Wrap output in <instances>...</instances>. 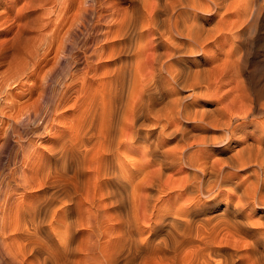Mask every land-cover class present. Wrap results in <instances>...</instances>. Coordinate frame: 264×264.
Returning <instances> with one entry per match:
<instances>
[{"label":"bare ground","instance_id":"bare-ground-1","mask_svg":"<svg viewBox=\"0 0 264 264\" xmlns=\"http://www.w3.org/2000/svg\"><path fill=\"white\" fill-rule=\"evenodd\" d=\"M127 1L121 19L109 26L107 44L101 49L96 43L86 56L95 72L89 100L94 103L88 117H75L79 123L72 135L74 145L94 141L93 149L83 143L90 154L102 148L99 161L106 156L104 168L93 176L95 194L72 196L76 177L63 165L62 171L54 167L57 156L65 155H58L62 143L58 147L56 140L40 154L41 163L23 170L25 181L36 174L40 189L33 202L21 203L23 217L11 222L14 231L2 238L7 259L16 264H264V121L254 117L264 114V101L244 85L235 52L241 28L258 12L257 0ZM68 31L74 32V24ZM67 47L63 39L61 56L44 72L40 92L41 98H56V109L70 100L66 87L47 93L57 65L70 61ZM71 55L65 79L75 76ZM38 101L26 106L31 118L42 114ZM214 146L222 155L231 149L229 156L211 159ZM81 154L83 161L88 155ZM28 158L36 160L35 154ZM114 181L120 186L111 188ZM65 208L79 213L64 219ZM253 208L261 221L253 219Z\"/></svg>","mask_w":264,"mask_h":264},{"label":"rangeland","instance_id":"rangeland-1","mask_svg":"<svg viewBox=\"0 0 264 264\" xmlns=\"http://www.w3.org/2000/svg\"><path fill=\"white\" fill-rule=\"evenodd\" d=\"M257 2V7L259 8H255L254 13H256V11L258 12L255 14V17L253 13L250 14L251 17L249 16V19H253L251 21L248 20V22L246 23L247 25L245 24L246 26H243L244 31L242 30L243 28H241L242 33L240 30L238 34V37L240 38H238L236 42V46L238 49H236L235 52L240 54H238L237 56L240 57L239 67L241 68L239 69L242 73L241 79L245 80L243 82L245 83L244 85H246L248 91L251 92L252 95L256 96V100L258 102H263L264 0H257ZM129 5L130 2L127 0H0V216H2L0 217V222H2V219L4 217L6 218H4L5 222H2V226L0 225V228L3 227V224L6 222H8L7 224H9L10 220H12L10 221V225L11 222L13 224L14 222L16 223L18 221V216V219L21 220V217H23V207H21V203L28 204V202L30 203V201L33 202L32 200H34V197H36V195L39 193L40 188L38 187H40V183H38L37 177H34L36 174L33 172L34 176L33 174H31L29 179H26L25 181L23 170L30 168V166L38 164V162L41 163V155L46 149L52 147V144L56 145L57 143L59 147L62 143L59 147L60 149L58 148V155L65 154V158L64 156H62L65 161L61 158V156H57L56 162H54V167L60 169L61 171L65 167L66 169L64 168V170H67L66 173L68 174V176L76 177L73 180V186L75 187L76 191L73 186L70 190L72 196L75 198L77 197L78 199V196L89 198L95 194L94 184L96 183L95 179L98 176L97 171H100L99 169L102 170L104 168L103 160L106 156L103 158V160L101 158L102 161L100 160V162V157L96 156L105 155L102 154V152L104 153V151H101L103 150L102 148L100 149L99 146H96L98 147V150H96L97 148H95L92 154H90V152L94 148L91 147V144H93L94 141L86 142L89 141L86 140L85 142H81V144L80 142H77L75 146L74 142L77 141L75 140L76 135L75 137L72 136L76 133V129L74 128V126L76 127V124L79 123L78 120L81 121V117L78 116L83 114L81 116L88 117V113L94 103L91 102L93 101L91 95L93 90L91 91V89H94L96 86V80H94L95 76L93 75L95 74V72L93 67L91 68V70L93 69L92 71L87 67L86 56H91L90 52L94 50V46H96V43L97 46L99 45V47H101V49L103 48V45L107 44L106 41L108 42V38L110 36V32L108 33V30L111 31V23L114 22L115 19H119L120 15L123 14V12ZM112 12L114 15L112 14ZM112 16L115 18H113ZM215 19L217 20V16L214 17V21H216ZM71 24H74V32L68 33V29L70 28ZM63 39L69 46L66 48L67 50L65 52V54H69L70 56V61H68V63L71 64L70 62L73 60L71 54L74 55V60H76L75 67L73 69L75 72V76L70 78L67 77V79H65L66 77L62 76V74L66 75L68 70L71 71V67H66L68 63L57 65L58 67H56V69L53 71V79L50 82L52 85L50 84L47 93L50 94V91L52 92L53 89H55V91L62 92V90L64 91L66 87V89L68 88L67 95L69 94L68 97L70 99H68L69 104L66 105L67 107L65 106L63 107V109L61 107V109H56L54 108L56 104V98H53L52 96L53 99H51V95L41 98L40 92L43 89L42 81L44 72L53 65L54 61H58L61 56L60 53L62 52H60V48L58 50V47L61 46V42ZM57 54L58 56H56ZM90 60H93V57H90ZM50 61L51 64L48 63ZM230 66L233 69L234 64L231 63ZM63 69L65 70L63 71V73H61ZM64 79L66 82L65 84ZM101 87L102 86H99V88L102 90L103 87ZM226 88H224V90H226ZM70 91L72 94L70 93ZM38 100L40 101V107H42V114L39 115L40 117L38 118H31L33 115L29 117L28 114H26L28 113V108L26 109V106L29 105L28 107H30L33 102H36ZM225 102L227 103L228 101L225 100ZM86 105L89 106L87 107ZM208 106H215V103L213 102L211 104L210 102ZM80 107L81 109H87V111L89 108V111H86L87 113L83 112V109L81 110ZM49 109L53 110L50 111ZM54 110L55 115L58 114L57 116H53ZM51 112L53 113L52 116ZM75 117L76 119L78 118V120H76ZM254 117L256 122L264 121V114L262 113H257ZM73 120L75 124L73 123ZM65 126H67L68 128ZM249 128L250 130H252L254 126L249 125ZM68 129L69 131H71V135H68ZM62 132H64V134H62ZM59 135L60 137H62L61 135H63L64 137L67 136V138H59ZM68 137H70L71 141ZM71 137H73L74 140ZM58 139L62 140L60 141ZM72 141L73 143H71ZM83 143H89L88 145H90L92 149L87 144L85 146ZM72 144L74 147H72ZM22 145L26 147L25 152H23L22 150ZM68 146H71V148H69ZM75 147L77 149V152ZM88 147L90 150L88 149ZM218 147L220 148V146L212 147L215 150L214 152L216 153V155L211 154L210 158L212 157L215 159L221 157L225 159L227 156H229V152L231 151V149H228V154L223 153L222 155L219 153L220 149ZM63 148L66 152H64ZM72 148L75 150L74 152L72 151ZM94 151L99 154L95 155L96 153H94ZM81 153H83V156L88 155V158L83 157L84 160L82 161ZM217 153H219L220 155H217ZM33 154H35V158L38 161L35 160L32 163L30 162V158L28 157ZM67 154L69 156L68 159ZM91 155L93 156L91 157ZM58 157L61 158L63 162L60 161ZM73 157L75 159L72 161L71 159H73ZM93 157L94 162L93 160H91L93 159ZM77 159H80L79 162L76 161ZM68 161L69 164H73L69 165L68 163H66ZM91 164L93 165V167H91ZM94 165H96V167L97 165L100 167L96 168ZM101 165L103 166V168L101 167ZM71 166L73 167V169H71ZM89 168H91V170ZM69 169L71 170V173ZM180 174L183 176V173ZM84 175L87 177H84ZM93 176H95L96 178H93ZM90 177L92 178V180L90 179ZM34 182L36 185L34 184ZM112 184L114 185L111 188H114V186L119 185L120 183L119 181H114L109 186H112ZM227 186L230 189L232 185H226V188ZM105 189H107V186H105ZM176 193L177 192H175V194L172 193L171 199L177 197ZM97 194H99V198L101 196V193L99 192ZM75 206L76 205H74L73 207ZM80 206L82 205L80 204ZM255 208L259 210L258 207ZM251 210L254 211L255 209H250L249 212ZM63 211H65V213H63V215H65L64 219H71L70 216H74L73 218H75L79 213V211H77L78 213L75 211L72 214H69L66 208L63 209ZM5 213L7 215L10 213L9 215L12 219L9 217L10 220H8L9 215L7 216ZM255 216L256 215L254 214L253 219L255 221H261L260 217ZM112 222H114V220ZM9 229L2 230L1 228L0 231L2 232L1 234L4 235L0 237V264H16L7 259L8 257H6L4 251L5 248L2 238H6L7 235L9 236V231H11L12 234L14 230L12 231L11 229H14V225H11ZM3 231H6L7 233H4ZM243 244H246V240H244L242 245ZM244 246L245 245L241 246V249H244ZM242 252L243 254H246L247 251L243 250ZM215 260H218V258Z\"/></svg>","mask_w":264,"mask_h":264}]
</instances>
